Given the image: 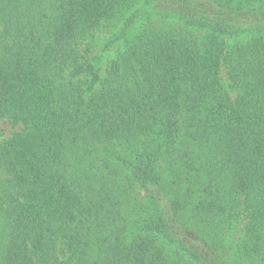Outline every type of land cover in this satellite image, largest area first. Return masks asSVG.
<instances>
[{
	"label": "trees",
	"instance_id": "obj_1",
	"mask_svg": "<svg viewBox=\"0 0 264 264\" xmlns=\"http://www.w3.org/2000/svg\"><path fill=\"white\" fill-rule=\"evenodd\" d=\"M0 264H264V0H0Z\"/></svg>",
	"mask_w": 264,
	"mask_h": 264
},
{
	"label": "rangeland",
	"instance_id": "obj_2",
	"mask_svg": "<svg viewBox=\"0 0 264 264\" xmlns=\"http://www.w3.org/2000/svg\"><path fill=\"white\" fill-rule=\"evenodd\" d=\"M107 36H108V32L104 28H101L98 31H96L93 37L91 38L94 54L100 59V63L103 69L106 65V62L115 55V52L118 47L117 43L111 46L107 45V40H108ZM95 64L99 66V63L97 60L95 61ZM1 125L4 129V132H3L4 137L9 136L14 131V127L12 126V124L7 122L5 119L1 121ZM148 194H149V191L146 188L137 186L135 190L132 192V198H137L141 200V199H144ZM238 237H239V229L237 226L234 229L232 237L229 238L227 241V245L225 247L226 253L230 252V244L234 240H237Z\"/></svg>",
	"mask_w": 264,
	"mask_h": 264
}]
</instances>
